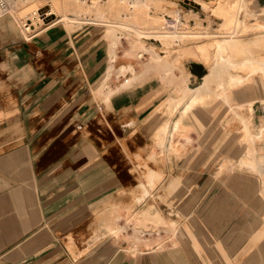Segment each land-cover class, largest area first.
Instances as JSON below:
<instances>
[{"label": "crops", "instance_id": "obj_1", "mask_svg": "<svg viewBox=\"0 0 264 264\" xmlns=\"http://www.w3.org/2000/svg\"><path fill=\"white\" fill-rule=\"evenodd\" d=\"M101 32L97 26L71 31L55 24L27 40L12 17L0 16V264H264L263 178L240 170L195 173L184 181L183 163H157L162 181L174 174L165 187L176 194L165 201L176 200L177 208L160 202L177 222L175 236L160 248L119 240L123 215L116 207L132 202L131 187L136 203L140 184L147 186L148 164L133 166V154L149 153L158 113L168 118L155 132L156 141L166 140L171 122H177L172 138L180 133L181 141L192 144L196 137V147L203 149L206 137L220 136L227 113L242 124L239 115L250 116L264 91L225 79L214 90L183 93L184 83L162 68L114 82L106 77L114 61ZM151 70L161 80L147 79ZM163 83L171 86L169 96ZM202 84L188 88L196 91ZM244 132L224 133L232 140ZM174 144L172 139L169 149L175 153ZM238 145L239 156L248 157L242 139ZM162 181L155 191L163 189ZM193 182L194 197L182 200L183 186ZM107 212L114 223L106 221ZM186 224L197 249L184 242Z\"/></svg>", "mask_w": 264, "mask_h": 264}, {"label": "rangeland", "instance_id": "obj_2", "mask_svg": "<svg viewBox=\"0 0 264 264\" xmlns=\"http://www.w3.org/2000/svg\"><path fill=\"white\" fill-rule=\"evenodd\" d=\"M32 1L35 0H27V2H23V0H0V16L12 17L20 31L24 34L22 28L24 20L21 19L19 21L17 13L24 6L28 4L31 6L33 4ZM136 1L138 0H36L39 8L35 12L34 16L39 18L41 16L39 14L42 13V15L52 14L54 16L52 18L53 20L64 18V21L53 23L52 25L61 24L71 31L82 29L85 26H97V29L102 30L100 35L105 33L103 38L109 42V46L112 50L111 60L114 61L113 64H110V70L106 77H110V79L113 77L114 82L118 81V79H123V77H127L128 74L133 75L135 71H140L141 69L149 70L151 68H162L173 72V77L179 80V84L184 83L183 85L185 87L190 86L194 88L202 83V78L206 74V71L201 68L202 66L195 64L191 59L183 60V51H185L187 48L190 49L193 47L192 45H194L195 41H191V38H195L200 32H212L209 39L211 41H214L215 39V41H217L218 44L222 46L225 42L224 40L229 39L228 35L233 31L235 21L240 22L241 20H243L242 22L249 24V27L246 29L245 34L241 35V38H245L244 40H257L260 42V45L258 46V49L257 47L253 48L252 57L247 60L248 62H243L242 60L236 61L234 63L236 67H229L227 72L224 73L225 76L223 75L218 81L223 82L225 79L228 81H235L238 79L237 76H233L232 74H235L238 71L237 67L242 66L243 64L250 69L264 66V41H262L264 40V14H260L262 8H264V3H261V0H249L247 14L241 5V0H218V2L217 0H213V2L212 0H194L204 6L208 11V13L201 12L199 10L200 7L193 9L194 11L199 10V14L198 12L192 11L183 4L182 5L184 7L176 4V6H178L176 12L174 10L172 14H169V12H167L165 9V3H160L161 1L158 0H148L147 5L143 8L145 11L143 9H136L134 12L131 10L133 13L129 12L127 7ZM162 1L167 2L168 0ZM118 3H126V10L125 8L119 7ZM9 4L13 5L5 8ZM249 8L255 14H258V19ZM49 9H51V12ZM9 11H12L13 13ZM50 17H48L46 20L44 19L42 21H37L42 24L41 29L51 25V22L53 21ZM150 21L153 22L152 27L150 25ZM198 22H201L203 28H198ZM217 29H220L221 31H217ZM134 31H139L140 34L138 35L137 32L134 34ZM151 32L157 33L156 35L160 33L164 37H152L154 34L149 35ZM146 33L148 34L146 35ZM178 38L180 40L176 41ZM177 42H179L180 46L176 44ZM203 43L206 44L205 42ZM215 51H218V53L214 54V56H216L214 61L212 59L210 60V68H213L212 70H214V74L217 75V71L221 67H227L228 64H226L227 54L222 53L219 50ZM187 72H190L191 74L187 75ZM150 78L160 79L154 70H151L148 73L147 79ZM110 79L106 82L105 87L108 86ZM163 84L166 86L169 96L171 93V86L166 83ZM252 84H258L260 89H263L264 91L263 70H258L252 76V78L248 81L247 87L250 89ZM261 100L264 103V97ZM258 107L259 104L255 105V115L260 114ZM207 116L212 118L211 113L207 114ZM226 117L227 119L229 118V113H227ZM167 118L168 114L164 113V111L158 113V119H160L161 122H159V126L153 127L151 129L150 135H148L150 141V146L148 147L149 153L144 156V150H139L141 156L133 154V166L143 162L147 163L148 166H151L156 170L157 163L163 165L165 162L175 161L181 164L183 163V169L181 170L184 181H186L188 178H191L195 173L206 172L207 175H218L230 170H240L259 175L263 178L264 184V137L259 134L257 128L251 123L250 116L244 118L242 122L247 126V146L248 148L251 147L253 150V154H249L248 157L249 159L255 158L259 166L255 168L251 165L249 166L240 163L241 159H244V155L239 156V152L243 151V148L241 150V147L238 145L241 143L242 136L240 135L239 137L233 138L232 140L225 138L224 132L226 129L223 123L221 124L222 133H220V136L218 138H214L212 135L206 137V140L204 141V147L202 146L203 149L196 147V143L194 142L196 141V137H192V144H188L180 140L182 135L178 133L176 137L172 138L175 140L174 146H176L178 150L175 153L171 152L169 148L172 139L163 140L159 138L157 141L155 139V132ZM208 144H210L212 147H209ZM228 144L236 149L235 152L234 148L231 149L230 147H227ZM156 171L162 173L158 169ZM172 177H174V174H168V176L165 178L166 180L162 181L161 183L164 184V186L160 185V188L163 187V189L161 190L158 188L156 191L151 193V196L140 205H137L134 202L131 193L133 187L130 188L129 196L130 199H132V202L121 201L118 207H116V210H119V213L123 215L122 218L119 217L120 241H125L130 244L135 243L138 247H144L146 245L149 246L150 243H154L160 248L164 247L170 241L173 235L175 236L177 231V222L174 218H171L169 215H167L166 211H163L161 207L164 203L169 205L170 208H177L178 202H176V200L169 202L165 201L167 200L168 195L171 196V194H176L169 193L165 187V183L167 181L169 182ZM138 179L139 177L135 175L134 184L138 182ZM169 186L172 190H177L181 185ZM120 192L121 194H124L122 189ZM195 193L196 186L194 182L184 185L181 192V199L184 201H189L194 197ZM262 195L264 196V191ZM175 197H179L178 193L176 196L173 195L174 199ZM160 199L166 203H161ZM148 205L155 206L154 211L159 213L163 222L149 219V223H151L154 228H151L147 232L143 233L138 229V222L141 218L142 211ZM126 206L132 207V209H126ZM112 212L115 211L113 210ZM131 213L132 215L129 217ZM105 219L107 222H109V224L114 223L116 220L109 212L106 213ZM100 220L101 217L99 221ZM160 230V235H157V232ZM109 231H112V229L110 228ZM181 231L183 232L182 235L184 242L193 246L194 249H197L198 241L193 235L191 227L186 224L181 228Z\"/></svg>", "mask_w": 264, "mask_h": 264}, {"label": "bare ground", "instance_id": "obj_3", "mask_svg": "<svg viewBox=\"0 0 264 264\" xmlns=\"http://www.w3.org/2000/svg\"><path fill=\"white\" fill-rule=\"evenodd\" d=\"M158 1H161L160 3H165L164 4L165 5V9H166L167 12H169V14H172V12L174 10L176 12V10L178 8V6H176V4L177 5H181V6L185 5L189 9H195L197 7H200L199 10L201 12L208 13V11L206 10V8L204 6H202L200 3H198L197 1H194V0H186L187 2L185 0H168V1L166 0L167 2L162 1V0H158ZM23 2H27V0H23ZM147 2H148V0H138L135 3H133V4H130L127 7V10L129 12H132L131 10H133V12H134L136 9L141 10V9H143L147 5ZM212 2H213V0H212ZM217 2H218V0H217ZM32 3L33 4L31 6L28 4V5L24 6L21 9L22 11H20V19L24 20V23H23V26H22L23 31H24V34L23 35L25 36V38L27 40L28 39H31L32 36H34L36 33H38L39 31L42 30L41 29L42 24L40 22H37V21H39V20L42 21L44 19L46 20L50 16H51L50 17L51 20L53 21V22H51V25L53 23H58V22L64 21L63 20L64 18L63 19L58 18L56 20H53L52 18L54 16L52 14H44V15H42V13H40L39 15H41V16L39 18L35 17L34 15H35V12L38 10L39 5L37 4L36 0L35 1H32ZM126 3L125 4H119L118 3V5H119V7L125 8ZM248 3H249V0L248 1L247 0H241V5L243 6L244 11H245L246 14L248 12V7H249V4ZM161 6H162V4H161ZM13 7H12V9H13ZM16 7H17V5H16ZM234 8H237V7H234ZM125 10H126V8H125ZM5 11H8V10H5ZM250 11L258 19V14H255L251 9H250ZM9 12H12V11H9ZM260 14H264V8H262V11H261ZM235 16H236V14H235ZM242 21L243 20H241L240 22L235 21L233 31L229 35L227 34L228 37H229V39L228 40H224L225 42L223 41L224 44L222 46H220L218 44V42L215 41V39H214V41H211L209 39L211 37L212 32L211 33L210 32H200V33L197 34V36L195 38H191V41L192 40L195 41L194 42V45H192L193 47H191L190 49L187 48L185 51H183V53H182L183 55L182 56L183 57H187L185 59H191L195 64H198V65L202 66L201 68L206 71V74L202 78L203 84H202V86H200L201 88H199V89L196 88L197 89L196 91H192L188 87H185L184 90H182L183 93H190V94L197 93V94H199L198 93L199 90L200 91L208 92L215 85V82L217 80H220L221 77L224 75V73L227 72V70H228L229 67H231V68L236 67L235 64H234L236 61L242 60L244 62V61L249 60L252 57V54H253V51L252 50H253V48L257 47V49H258V46L260 45V42L257 41V40H244L245 38L244 39L241 38V35L242 34H245L246 29L249 27V24H246L245 22H242ZM210 24H212V23H210ZM197 26L200 29L202 27L201 22H198ZM210 28H211V26H210ZM219 28H221V27H219ZM218 30H220V29H217V31ZM130 31H132V30H130ZM136 32H137L138 35L140 34L139 31H134V34H136ZM33 33H35V34L33 35ZM147 34L148 33H146V35ZM153 34H154V36H152V37H156V38L164 37L160 33L158 35H156L157 33H153V32L149 33V35H153ZM168 36H170V35H168ZM181 37H179V38H181ZM179 38L176 39V41L180 40ZM262 41H264V40H262ZM203 42H205L206 44H204ZM176 44L179 45V42H177ZM215 50H219L220 52L227 54L226 64H228L227 67H221L217 71L218 72L217 75L214 74V72H213L214 70H212L213 68H210V60L212 59L214 61L215 60V57H216V56H214V54H217L218 53V51L216 52ZM237 69H238V71L235 74H232V75L233 76H237L238 79H236L235 81L230 80V81H232L231 84L232 85H237V84L245 85V84L248 83V81L252 78V76L258 70L261 69V70L264 71V66L258 67V68H255V69H250V68L244 66V64H243L242 66H238ZM208 70H209V73H208ZM191 102L192 101H190L183 108L184 111H186V110H188V109H190L192 107V105H190ZM257 104H259V107H258V111H260V114L259 115H255V105H257ZM251 109H252V113H251V116H250L251 123L257 128L259 134L264 137V112H263L261 103L259 101L254 102L253 105L251 106ZM239 118L240 119H243V117H241V115H239ZM230 119H231V117H229L228 119H226L225 122H223L226 131L227 132H235V131L241 130L243 128L245 130V132L243 134V137H242V141H243V139L245 138L246 132H247V126H246V124H243V123L241 124L236 118H233L232 120H230ZM177 124H178L177 122H173L169 126L168 135H167V139L168 140H171V138L173 136V132H174V130L177 127ZM143 170L146 172V174H145V179L146 180L145 181L147 182V186H145L143 183L140 184V187H141V189L143 191V194H142L141 197H139L136 200V204L137 205L142 204L147 198H149L151 196V193H153L155 191V189L157 188L158 184L163 179V173H157L156 171H154L153 169H151L148 165H144L143 166ZM154 210H155V206L148 205L142 211L141 218L139 219V222H138V224H139V228L138 229L141 230L142 232H147L151 228H154V226L151 223H149V219L150 220H157V221L163 222V220L160 217L159 213L155 212Z\"/></svg>", "mask_w": 264, "mask_h": 264}, {"label": "flooded vegetation", "instance_id": "obj_4", "mask_svg": "<svg viewBox=\"0 0 264 264\" xmlns=\"http://www.w3.org/2000/svg\"><path fill=\"white\" fill-rule=\"evenodd\" d=\"M257 101H259V100H257ZM256 102V101H255ZM260 102V101H259ZM262 102V101H261ZM260 102V103H261ZM253 105V103L251 104V106ZM262 106V105H261ZM263 109V108H262ZM251 113H252V109H251V107H250V116H251ZM243 119H244V117H243ZM242 119V120H243ZM247 139H248V134H247V132H246V135H245V138L243 139V145H244V147L248 150V155L250 154V155H252L253 154V150H252V148L251 147H249L248 148V146H247ZM244 165H251L252 167H258V164H257V160L255 159V158H251V159H249V157H244ZM257 165V166H256Z\"/></svg>", "mask_w": 264, "mask_h": 264}, {"label": "water", "instance_id": "obj_5", "mask_svg": "<svg viewBox=\"0 0 264 264\" xmlns=\"http://www.w3.org/2000/svg\"><path fill=\"white\" fill-rule=\"evenodd\" d=\"M261 3H264V0H261Z\"/></svg>", "mask_w": 264, "mask_h": 264}, {"label": "built area", "instance_id": "obj_6", "mask_svg": "<svg viewBox=\"0 0 264 264\" xmlns=\"http://www.w3.org/2000/svg\"><path fill=\"white\" fill-rule=\"evenodd\" d=\"M34 35V34H33ZM32 36V35H31Z\"/></svg>", "mask_w": 264, "mask_h": 264}]
</instances>
